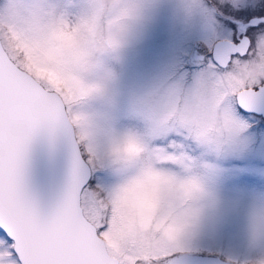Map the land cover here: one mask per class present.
I'll use <instances>...</instances> for the list:
<instances>
[{"label": "rangeland", "instance_id": "rangeland-1", "mask_svg": "<svg viewBox=\"0 0 264 264\" xmlns=\"http://www.w3.org/2000/svg\"><path fill=\"white\" fill-rule=\"evenodd\" d=\"M110 0H0V31L14 60L35 76L57 81L78 96L76 109L88 139L98 149L96 183L112 184L115 221L146 249L144 258L176 241L186 230L200 236L203 250L230 260L264 255V127L251 125L241 143L222 156L153 153L135 139L136 130L111 124L117 98L135 113L141 105L159 103L163 115L168 95L160 85L193 79L200 67L184 66L197 27L189 21V0H129L144 13L133 42L114 50L107 19L97 30L73 42L47 39L45 18H75L107 12ZM183 15H180L181 13ZM195 25L192 26L190 25ZM204 33V30H202ZM126 125L137 124L125 116ZM123 140V144L117 141ZM211 148L214 141H201ZM123 158L147 160L134 175H125Z\"/></svg>", "mask_w": 264, "mask_h": 264}, {"label": "snow or ice", "instance_id": "snow-or-ice-1", "mask_svg": "<svg viewBox=\"0 0 264 264\" xmlns=\"http://www.w3.org/2000/svg\"><path fill=\"white\" fill-rule=\"evenodd\" d=\"M221 6L231 14L226 0ZM199 8L200 0H189L190 14ZM3 38L0 31V264H232L203 250L194 229L144 258L145 247L121 231L112 205L105 207L112 184L93 179L101 171L99 153L80 124L78 96L55 80L22 70ZM160 86L168 94L163 115L159 103L129 113L117 98L113 128L136 130L129 139L146 147L148 159L153 153L185 159L197 153L224 155L251 127L247 118L255 113L250 102L264 98V30L234 36L227 55L217 58L209 52L190 82L178 78ZM125 116L138 123L126 125ZM40 132L62 137L71 155L64 196L50 212L41 210L25 185V160ZM206 138L214 141L211 148L201 142ZM123 159L125 175H134L147 162Z\"/></svg>", "mask_w": 264, "mask_h": 264}, {"label": "flooded vegetation", "instance_id": "flooded-vegetation-1", "mask_svg": "<svg viewBox=\"0 0 264 264\" xmlns=\"http://www.w3.org/2000/svg\"><path fill=\"white\" fill-rule=\"evenodd\" d=\"M222 2L200 0V8L188 13L189 21L198 27L195 34H190L193 36L192 48L185 55L184 66L200 67L209 52L217 58L227 55L231 51L234 36L246 34L250 30H264V0H226L231 14L223 10ZM257 104L260 111L252 112L258 117L264 116V98L257 97Z\"/></svg>", "mask_w": 264, "mask_h": 264}, {"label": "water", "instance_id": "water-1", "mask_svg": "<svg viewBox=\"0 0 264 264\" xmlns=\"http://www.w3.org/2000/svg\"><path fill=\"white\" fill-rule=\"evenodd\" d=\"M250 103V111H260L257 98ZM70 165V149L62 137L37 133L25 160V185L42 211L50 212L60 203L67 186Z\"/></svg>", "mask_w": 264, "mask_h": 264}, {"label": "clouds", "instance_id": "clouds-1", "mask_svg": "<svg viewBox=\"0 0 264 264\" xmlns=\"http://www.w3.org/2000/svg\"><path fill=\"white\" fill-rule=\"evenodd\" d=\"M107 12L93 11L75 18H45L44 27L50 43L67 37L75 42L81 35L99 29L107 19L108 41L114 50H120L133 42L144 22V13L129 7V0H110ZM232 264H264V255L247 261L232 259Z\"/></svg>", "mask_w": 264, "mask_h": 264}]
</instances>
